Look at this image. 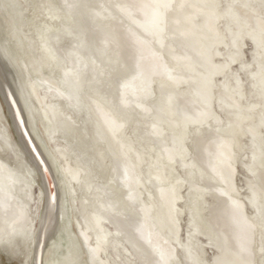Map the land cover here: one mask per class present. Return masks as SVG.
<instances>
[{
  "label": "water",
  "instance_id": "1",
  "mask_svg": "<svg viewBox=\"0 0 264 264\" xmlns=\"http://www.w3.org/2000/svg\"><path fill=\"white\" fill-rule=\"evenodd\" d=\"M148 2L9 0L14 7H0V231L15 225L32 237L30 244L21 237L24 252L12 259L48 264L70 246L95 247L100 229L115 231L103 223L106 190L142 209L134 228L148 251L150 100L142 88L150 75L149 8L138 7ZM116 60L126 65V105L115 83L98 87ZM130 112L134 129L113 135L108 121ZM38 158L45 161L39 170ZM117 255L113 248L101 259Z\"/></svg>",
  "mask_w": 264,
  "mask_h": 264
},
{
  "label": "snow or ice",
  "instance_id": "2",
  "mask_svg": "<svg viewBox=\"0 0 264 264\" xmlns=\"http://www.w3.org/2000/svg\"><path fill=\"white\" fill-rule=\"evenodd\" d=\"M0 7L7 10L14 5L10 4L9 0H0ZM138 7L152 10L157 32L161 37L167 35L171 20L174 25L172 38L186 37L201 28L214 32L220 38L219 22L222 19L228 21V28L222 35L226 42L227 55L221 66L220 74L223 76L221 83L224 87L219 98L221 108L226 114L225 119H218L209 110V102L216 100L217 89L215 81H206L198 93L203 105L202 110L195 116H185V123L175 134L174 139L179 146V157L193 161L191 173L193 187L190 191L198 193L194 215L206 216L218 207L214 198L216 189L201 187L196 183L195 162L199 159L204 144L211 138L210 142L216 145L218 149L216 155L222 165L220 179L226 186L220 192V195L226 198L223 211L234 220H242L247 226L246 242L234 251L221 250L210 264H264V0H230L227 4L221 0H149ZM130 55L134 57L135 53ZM125 67L126 65L121 64L119 60L110 61L107 79L101 80L98 87L101 90L111 89L115 83L121 96V103L126 105L127 101L123 99L124 92L121 91L128 86L122 76ZM175 79L169 75L167 83L157 82L154 76L149 75L142 88L145 99L154 100L157 88L163 91L174 83ZM172 107V97L169 96V108ZM212 120H216L214 127L210 123ZM108 123L113 135H118L125 129L131 132L137 121L135 113L130 112L124 117L114 116ZM238 154L243 156L246 170L248 196L245 206L241 205L238 198H234L235 189L232 184L235 173L233 163ZM171 162L170 159L169 163ZM44 163L45 161L38 158L37 170ZM163 167L165 171L159 178L162 182L172 183L173 177L167 172L168 165L165 164ZM5 170L9 176L15 175L10 169ZM43 171L47 173L48 169L44 168ZM213 171H216L215 165ZM200 175L202 177L203 172ZM34 176L35 173L31 169L25 173L29 185ZM183 182L189 183L188 178L186 177ZM180 183L182 181H175L176 185ZM172 195L173 197L175 195V185ZM103 198L106 199V203L101 207L107 214V220L103 223L115 231L100 229L103 235L98 237L95 247L77 252L70 246L67 250H62L57 259L49 260L48 264H209L199 250H194L191 245L176 244L174 248L165 251L152 247L149 241L146 252L137 243L136 232L140 229L134 228L137 213L142 209L121 198L115 191H104ZM51 199L56 203L58 197L53 195ZM246 208L251 209V216L248 215ZM175 222V218H171L167 221V226L174 229ZM257 234L260 238L259 243L256 239ZM21 237L25 243H31V235L15 225L0 231V264H36L34 258L12 259L24 252ZM113 248L118 253L115 259H101L102 255H107ZM40 264H45L43 257Z\"/></svg>",
  "mask_w": 264,
  "mask_h": 264
},
{
  "label": "rangeland",
  "instance_id": "3",
  "mask_svg": "<svg viewBox=\"0 0 264 264\" xmlns=\"http://www.w3.org/2000/svg\"><path fill=\"white\" fill-rule=\"evenodd\" d=\"M221 2L227 4L230 0H221ZM219 24V31L221 33L220 38H218L214 32L212 33L205 28H201L193 33V35L197 36L201 42L195 44V41L193 45L189 39L186 40L184 37L177 36L176 38H172L174 25L170 20L167 35L162 37L161 40L150 43L157 54L159 53L160 57H162L163 61L169 64L172 71L175 70L173 77L176 78L175 82L170 84L171 92H168L165 97L168 102L169 96L172 97L173 107L171 108V112H169V114L166 113L164 114L165 116H163L165 119L164 121H166L169 117L174 118V125L170 124L165 127L163 124H159V122L154 119L158 116L154 106L157 104L158 97L161 96L159 95L161 94L160 89L157 88L156 98L154 100H150V128H157L158 132L164 136V139L167 140V144H169L168 146L176 147L175 160L177 162L175 166L181 176H183L184 173L178 167L180 165H193V161L179 157V146L175 139L174 141L171 140V137L175 135L176 132L178 133L183 127L185 123V116L192 113V102L196 101L200 107H203L198 93L204 82L209 80L215 81L217 89L216 100L215 102H209V110L214 113L218 119H225L226 116L219 103V98L224 87L221 83V81H223V76L220 74L221 66L224 64L227 55V48L225 46L226 42L222 39V35L224 30L228 28V21L222 19ZM181 28H183V25H181ZM233 67L235 68V66ZM154 78L156 79V77ZM156 81L160 82L158 79H156ZM256 116V123L258 125V112ZM210 123L213 127L216 126V120H212ZM171 131L173 133L170 135ZM243 139L244 137L242 136V142ZM210 140L204 144L203 151L199 159L195 162L197 172L196 183L201 187H211L216 189L217 192V190L220 189L224 190L226 186L221 181L219 176L212 171L211 166L214 165V160L211 152L215 147V144L211 143ZM150 142V146L155 143L151 137ZM155 147H157V144ZM233 167L235 169L232 179V184L235 189L234 198H238L241 205L245 206V200L248 193L246 190V170L244 168L242 155L238 154V158L234 161ZM201 172H203L202 177L200 175ZM188 180H192L191 174H189ZM189 188L190 186L187 184L186 187H183L180 190L182 199L176 204L177 208L182 210V213H179L181 218L177 220L176 224L178 232L176 233L174 240L169 237L168 239L173 248L176 244L188 245L190 242L189 245H191L194 250L198 249L203 258L210 264V262L216 258L221 250L224 249L222 235L225 237L229 236V230L224 227L226 213L223 209L226 205V198L220 196V200H217L215 192L214 198L218 205L217 210L211 214H206V216L194 215V209L190 210L191 203L188 205L187 201L189 196H191V199L197 196V192L193 191L188 193ZM152 191L153 189L151 188V192ZM183 200H185V203L182 202ZM246 211L248 215L251 216V209L246 208ZM215 226L217 228H215ZM256 239L257 243H259V234H257ZM242 243L244 244L245 241H242Z\"/></svg>",
  "mask_w": 264,
  "mask_h": 264
},
{
  "label": "bare ground",
  "instance_id": "4",
  "mask_svg": "<svg viewBox=\"0 0 264 264\" xmlns=\"http://www.w3.org/2000/svg\"><path fill=\"white\" fill-rule=\"evenodd\" d=\"M212 32V31H211ZM213 33V32H212ZM162 37L158 34L156 23L153 18L152 10L149 9V51H150V75L156 77L160 82L163 81L165 83L168 82V76L174 75L175 70L172 71L168 63H165L160 57L159 53L153 49V46L150 44L152 42L161 40ZM186 40H190L193 45L194 42L200 43L201 41L197 36H194L193 33L189 34L188 36L184 37ZM200 50V49H199ZM171 86L169 85L163 91L160 90V93L157 100V104L154 106L158 113V116L154 118L159 124H163L165 127L166 125H174L175 123L174 118L169 117L166 121H164V114H169L171 109L169 108V102L165 99L167 93L170 91ZM173 104V103H172ZM193 105V111L188 116H195L197 115L203 107H200L196 101L191 103ZM180 119V118H179ZM164 121V122H163ZM177 126V125H175ZM181 126V125H180ZM160 127V126H159ZM173 132L171 131L170 135ZM177 133V132H176ZM174 136L171 137V140L174 141ZM150 137L154 140V144L150 146V164H151V188L153 191L151 192V246L158 247L162 250L167 251L171 246V243L168 239L171 238L174 240L176 233L178 232V228L176 226L177 220L181 218L182 210L177 208L176 204L182 199L180 195V190L183 187H186L188 184L190 186L188 193L193 192L190 189L193 187L192 183H184V179L187 177L189 178V174L192 173V165H180L178 168L183 171V176H181L176 168V156H175V148L168 146L167 140L164 139V136L158 132V129L150 128ZM151 143V142H150ZM157 144V147L155 145ZM218 149L215 145L213 148L211 155L214 160V165L216 166V171H214L220 178V172L222 170V165L219 163L218 157L216 153ZM171 159V163H169ZM167 164V172L170 177H173L172 183L162 182L159 178L161 174L165 171L163 165ZM213 171V166H211ZM188 175V176H187ZM176 180L182 181V184H175ZM175 185V195H172V189ZM223 189L217 190L216 192V199L218 200L220 192ZM198 195V193H196ZM197 196L191 199V196L188 197V205L191 203V209H194V205ZM220 200V199H219ZM182 202L185 203V200ZM243 206V205H242ZM177 208V210H176ZM180 213V214H179ZM225 222L224 227L229 230L228 237L222 235V239L224 242V249L227 251H234L238 249L241 245H243L242 241L246 242L247 237V226L243 223L242 220H234L231 215H225ZM171 218H175V225L174 228H169L167 226V221ZM215 228H217L215 226ZM230 228V229H229ZM170 239V240H171ZM193 239V235H192ZM216 240V239H215ZM172 241V240H171ZM190 244V242H189ZM188 244V245H189Z\"/></svg>",
  "mask_w": 264,
  "mask_h": 264
}]
</instances>
